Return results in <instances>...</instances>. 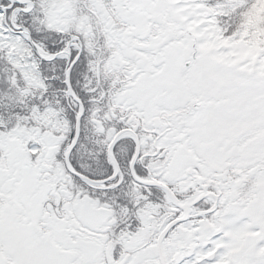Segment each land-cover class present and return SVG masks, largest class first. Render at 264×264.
<instances>
[{
  "label": "snow or ice",
  "instance_id": "snow-or-ice-1",
  "mask_svg": "<svg viewBox=\"0 0 264 264\" xmlns=\"http://www.w3.org/2000/svg\"><path fill=\"white\" fill-rule=\"evenodd\" d=\"M0 264H264V0H0Z\"/></svg>",
  "mask_w": 264,
  "mask_h": 264
}]
</instances>
